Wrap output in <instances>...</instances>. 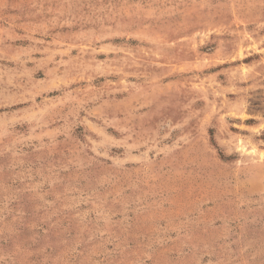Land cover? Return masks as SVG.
<instances>
[{
  "label": "rangeland",
  "instance_id": "374dc122",
  "mask_svg": "<svg viewBox=\"0 0 264 264\" xmlns=\"http://www.w3.org/2000/svg\"><path fill=\"white\" fill-rule=\"evenodd\" d=\"M0 264H264V0H0Z\"/></svg>",
  "mask_w": 264,
  "mask_h": 264
}]
</instances>
